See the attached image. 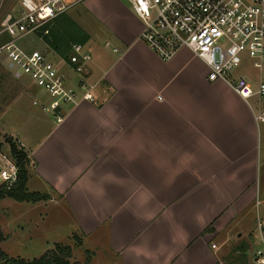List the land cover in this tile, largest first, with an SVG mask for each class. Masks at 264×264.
<instances>
[{
    "label": "crops",
    "instance_id": "0c3cea01",
    "mask_svg": "<svg viewBox=\"0 0 264 264\" xmlns=\"http://www.w3.org/2000/svg\"><path fill=\"white\" fill-rule=\"evenodd\" d=\"M67 14L86 35L87 80L97 86L94 100L59 124L34 105L47 103L44 93L15 79L14 105L35 98L17 104L28 129L9 136L28 156V191L50 197L27 204L74 228L70 238L83 246L82 237L106 231L118 264H230L242 243L256 246L249 221L260 198L257 101L210 82L189 50L162 61L140 41L143 24L127 0L95 8L101 27ZM258 206L254 223L264 233V199Z\"/></svg>",
    "mask_w": 264,
    "mask_h": 264
},
{
    "label": "built area",
    "instance_id": "2783aa9c",
    "mask_svg": "<svg viewBox=\"0 0 264 264\" xmlns=\"http://www.w3.org/2000/svg\"><path fill=\"white\" fill-rule=\"evenodd\" d=\"M85 0H0V59L8 61L15 76H29L50 102H34L62 123L69 111L94 100L97 85L88 82L91 53L74 44L68 59L57 57L73 73L69 79L60 63L38 50L29 51L21 42L33 36L43 40L54 21ZM143 24L139 36L162 61L170 62L182 50H189L208 68V80L224 82L246 102L258 103V119L264 122V78L252 83L235 72L246 55L254 68L264 69V0H127ZM115 52H118L115 50ZM62 58V59H61ZM19 149L23 147L18 143ZM0 186L13 188L19 168L10 155L1 154ZM262 246L252 253L253 264H264L263 225L258 221ZM215 248V246H213Z\"/></svg>",
    "mask_w": 264,
    "mask_h": 264
},
{
    "label": "rangeland",
    "instance_id": "374dc122",
    "mask_svg": "<svg viewBox=\"0 0 264 264\" xmlns=\"http://www.w3.org/2000/svg\"><path fill=\"white\" fill-rule=\"evenodd\" d=\"M106 0H85L82 3L71 9L68 14L80 15L82 18L89 20L92 26L101 27L98 23V18L95 15V8L104 3ZM67 14V15H68ZM99 29V28H98ZM10 38L4 35L0 42H7ZM21 46L27 50H38L43 53L47 59L55 60L60 63V68L64 64L57 55L45 44L40 38L30 36L24 39ZM62 59V58H61ZM254 61L248 56H242V63L239 69L235 72L236 76L246 77L252 83H258L260 76L264 78V69L262 71L254 68ZM15 70L8 68V61L3 62L0 59V147L1 154L9 155V145L6 144V138L9 135H14L18 130L23 128L28 129L29 125L26 124L30 119L20 117L17 111V104L24 107L32 106V100L35 96L25 95L22 100L17 104H13V88L19 89V82L21 85L31 84L34 86L29 76L24 73L18 78L15 75ZM15 77V78H14ZM18 82H16V80ZM47 102L50 98L44 93ZM33 109V107H32ZM35 109V108H34ZM260 128V153L261 164L259 165V172L256 179V189H258V200L253 203L251 210L249 226L256 238V246L248 240L242 243L236 250L228 256L230 264H250L251 251L256 250L262 246L260 240V233L257 229V223H254L257 210L260 208L259 202L264 199V124L259 125ZM0 149V150H1ZM1 161H0V169ZM48 212V211H47ZM55 216L46 214L44 207L34 206L27 203H19L12 199H5L0 202V233L3 235L4 241L1 243L0 248L9 255L11 258H20L24 260H34L43 256L47 251L54 248L55 244H63L70 246L73 250L72 261L84 263L87 258V251L92 254L93 259L90 264H118L113 261L109 250L108 240L105 239L106 231H100L96 238H83L85 245L80 247L74 236L70 238V234L74 228L69 229L64 225L63 220L56 222ZM254 223V225H253ZM80 234V232H79ZM264 234V233H263ZM253 264V263H252Z\"/></svg>",
    "mask_w": 264,
    "mask_h": 264
},
{
    "label": "trees",
    "instance_id": "16d2710c",
    "mask_svg": "<svg viewBox=\"0 0 264 264\" xmlns=\"http://www.w3.org/2000/svg\"><path fill=\"white\" fill-rule=\"evenodd\" d=\"M85 37L86 35L78 25L66 15H63L54 21L49 30V34L43 38V41L59 57L67 60L72 46L74 44H83L86 39ZM5 143L9 145V155L19 168V179L17 184L11 189L0 186V202L7 198L19 203L48 201L50 199L48 195L31 193L27 189L29 181V161L27 154L23 149H19L17 141L13 138H6ZM74 239L77 241L78 246H83V242L79 237L74 236ZM3 241V235L0 233V245ZM72 255V248L63 244H55L52 250L47 251L43 256L34 260L11 258L0 248V264H81L79 262H73ZM91 260L92 253L87 251V258L82 264H90Z\"/></svg>",
    "mask_w": 264,
    "mask_h": 264
}]
</instances>
